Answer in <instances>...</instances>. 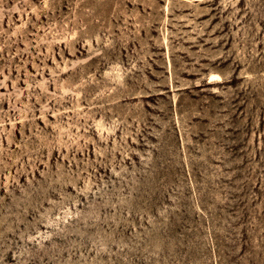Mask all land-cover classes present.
Wrapping results in <instances>:
<instances>
[{
	"label": "rangeland",
	"instance_id": "374dc122",
	"mask_svg": "<svg viewBox=\"0 0 264 264\" xmlns=\"http://www.w3.org/2000/svg\"><path fill=\"white\" fill-rule=\"evenodd\" d=\"M0 264H264V0H0Z\"/></svg>",
	"mask_w": 264,
	"mask_h": 264
}]
</instances>
